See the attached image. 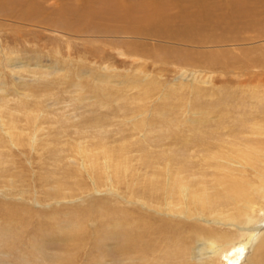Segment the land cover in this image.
<instances>
[{
	"label": "rangeland",
	"instance_id": "374dc122",
	"mask_svg": "<svg viewBox=\"0 0 264 264\" xmlns=\"http://www.w3.org/2000/svg\"><path fill=\"white\" fill-rule=\"evenodd\" d=\"M123 1L130 10L115 0H0V264H189L186 254L198 233L235 234L232 226L211 222L209 212H220L221 199L212 209L192 205L197 215H152L138 204H126L109 187L96 193L86 174L72 175L76 134L82 132L120 137L113 145L133 135L153 158H162L166 145L176 160L220 153V89L236 78L231 63L227 69L220 64V55L241 52L230 44L200 47L125 33L140 4L154 10L151 0ZM156 1L170 4L168 14L186 7L196 10L199 20L204 14L191 0L177 7L174 0ZM243 1L216 4L219 27L220 15ZM261 5H253L255 26L241 33L247 41L242 46L250 48L244 53L249 66L255 55L264 62ZM182 24V19L170 22L175 31ZM188 52L199 61H183ZM199 54L219 61L202 62ZM12 124L18 127L14 133L24 136L22 145L5 132ZM36 130L34 144L28 135ZM208 141V149L199 145ZM211 172L205 183L212 184ZM69 176L82 181H68L72 195L59 189ZM138 189L135 194L149 199V190ZM120 193L129 199L123 186ZM112 209L118 213L113 219ZM223 209L241 226H263L264 235V209L257 207L252 220L231 205ZM119 220V225L110 223ZM140 236L145 239L139 241ZM212 264H264V243L241 257L237 250L219 253Z\"/></svg>",
	"mask_w": 264,
	"mask_h": 264
},
{
	"label": "bare ground",
	"instance_id": "6f19581e",
	"mask_svg": "<svg viewBox=\"0 0 264 264\" xmlns=\"http://www.w3.org/2000/svg\"><path fill=\"white\" fill-rule=\"evenodd\" d=\"M191 1L196 8L199 7L198 13H204L200 20L196 17V10L193 12L186 7L181 13L168 14L170 4L151 0L148 3L154 11H148L144 4H140L136 11H133L136 15L128 21V29L125 27L123 31L134 34L133 36L176 40L186 45L201 47L206 44L221 43L220 46L230 44L239 49L237 53H241L236 55L234 53L233 56L223 51L220 61L219 57L209 60L199 54L202 62L219 61L221 65L224 64L225 69L228 68V63H231V71L236 75V78L226 80L220 89V153L199 161L193 160L194 155L176 160L170 146L166 145L162 151L164 156L153 158V155L148 154L147 150L141 148V145L133 139V135H130V139L122 137L124 142L113 145L112 143L120 137L111 138L104 132L95 134V131L88 136L87 133L82 134V132L76 134L78 145L74 148V157H72L75 165L72 169L75 175L74 173L72 175L77 177L86 174L93 188H96V193L100 194L101 188L109 187L111 193L114 192L113 194L126 204H138L147 209L149 214L187 217V214H195L191 210L192 205L197 204L203 210L212 209L221 199L225 203L224 208L231 205L233 209L243 214V219L247 217L248 220H252L254 219L252 213H257V207L259 210L264 209V62L255 55L249 59L252 65L246 64L244 53L250 48L242 46L247 41L242 40L241 33L246 30L248 32V29L251 30L255 26V21L252 24L253 5L256 2L264 5V0H245L238 5L239 7L230 6L229 16L225 15L222 18L223 14L220 15V27L215 15L218 9L216 4L221 0ZM115 2L126 5L127 10L128 8L130 10V5L123 0H115ZM178 3L182 6L181 0H174L171 4L177 7ZM109 9L115 12L112 8ZM176 19L183 20L177 31L170 25V22ZM242 20L245 23L243 26H241ZM131 28L132 31L129 32ZM218 31H221V34ZM215 32L219 35H214ZM257 50L258 47L255 48V51ZM197 57L198 55L193 52L182 56L186 63L199 61ZM228 81H231L229 82L232 84L231 87L228 86ZM2 125L5 128V124ZM17 128V125L12 124L5 132L12 143L15 140L17 144L22 145L21 140L24 136L21 131L14 133ZM37 132L36 130L35 133L28 135L34 144L37 141ZM141 136L143 138H140L144 139L145 135ZM199 145L208 149L209 141ZM210 160L214 164H209ZM210 171H212L210 179L212 184L205 183ZM75 177L69 176L63 183L60 182L59 189L64 194L72 195L75 191L68 185L69 180L73 184L82 182ZM7 181L13 182L10 179ZM62 186H65V189ZM121 186L129 199L121 195ZM137 188L143 191L149 190V199L146 200L135 194ZM210 190L214 194H211ZM156 195H161L162 200L156 199L158 197ZM174 198L178 201L175 202ZM223 207L220 212L219 209L209 212L214 219L211 222L232 226L235 234L220 233L219 236H206L198 233L195 246L189 249L188 253L185 251L186 248L184 249L189 264H212L217 254L221 255L229 250H237L241 257L251 246L255 250L258 249V245L264 243V235H261L263 226L257 224L254 225L256 227L241 226L235 217H232V212L225 211ZM112 211L109 212V216L113 219L118 213ZM216 216H220V219ZM193 218L196 219L197 216ZM138 220L140 217L134 219L136 224ZM121 222L119 220L110 223L116 226ZM149 232L154 234L152 226H149ZM142 239H145V236L139 237V241ZM176 244L179 242H174L173 247L178 248Z\"/></svg>",
	"mask_w": 264,
	"mask_h": 264
}]
</instances>
